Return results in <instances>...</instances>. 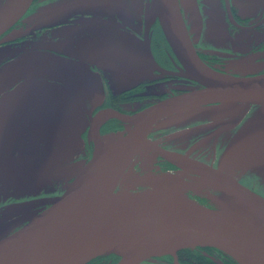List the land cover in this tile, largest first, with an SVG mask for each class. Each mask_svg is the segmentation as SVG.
Wrapping results in <instances>:
<instances>
[{"label": "water", "instance_id": "95a60500", "mask_svg": "<svg viewBox=\"0 0 264 264\" xmlns=\"http://www.w3.org/2000/svg\"><path fill=\"white\" fill-rule=\"evenodd\" d=\"M32 1H2L0 35L23 16ZM150 14L143 40L148 62L163 74L192 79L202 88L158 100L134 114L104 108L92 115V107L102 99V88L85 63L54 52L34 50L21 53L0 67V94L25 79H46L64 85L90 117L88 136L94 141L91 157L64 192L21 227L0 238V264H65L71 260L84 264L101 254L117 255L116 264H139L164 254L176 258L178 250L193 246L214 247L238 264H264V210L255 203L256 200L264 206V200L249 190L251 196L227 188L232 202L239 203L237 206L219 193L222 206L218 208L201 205L143 218H115V205L90 204L115 172L146 147L171 162L185 158L194 162L183 154L161 149L148 139V131L163 117L195 107L208 111L211 108L206 105L216 102L264 103V74L228 75L200 59L177 0H152ZM155 17L182 66L180 71L165 70L153 59L148 28ZM108 71L135 80L146 77L144 71L123 66H112ZM106 114L120 119L125 126V133L109 143L100 133Z\"/></svg>", "mask_w": 264, "mask_h": 264}, {"label": "rangeland", "instance_id": "374dc122", "mask_svg": "<svg viewBox=\"0 0 264 264\" xmlns=\"http://www.w3.org/2000/svg\"><path fill=\"white\" fill-rule=\"evenodd\" d=\"M2 1L0 0V4ZM67 1L63 0L59 3L36 1L33 3L22 19L7 31L2 37L3 39L0 38L2 39V41L0 40V67L21 53L44 49L54 50V52L56 51L55 53L65 57L70 56L68 58L81 61L88 66L90 61H100L101 63L107 61L114 64L118 62V66L129 67L146 73L150 71L149 65L144 61L145 54L142 33L136 25V14L142 12L146 0H115V2L112 0V5H117L118 18H120L118 20V32H108L109 34L104 38L101 36L103 39H100L104 40L103 42L95 39L97 41L89 43L90 46H87L85 49H82V47L79 48L77 45V47H74L72 45L73 43L67 42L66 40H71L73 36H82L81 39L88 42L86 39L89 35H85L87 30L82 31L86 27V20L84 19H86L87 14L101 12L99 10L91 11V8L89 10V3L98 4V0ZM100 1L99 3L103 5V8L109 9L113 7L110 4L111 0ZM67 3L68 8H64V5ZM71 8L72 12L70 11ZM67 11L68 18L70 17L69 21L63 20L60 17L62 13ZM70 13H74L76 16L74 17ZM83 16H85L84 19ZM59 24L62 26L52 30L43 29ZM197 26L198 24L195 23L192 28L197 29ZM155 28L153 31V43L155 46H160L162 44L161 40L162 42L164 41L163 37L161 39L163 30L161 31L158 27ZM78 37L72 38V42L75 43ZM166 41L168 42L167 39ZM3 43L7 44L2 45ZM102 43L105 44L106 50L102 48ZM168 45L170 46L169 43ZM92 72L98 77L102 88V99L100 103L105 93L101 81L102 77H104L108 84L107 88L111 95L116 93L118 95H135L136 100L131 105L137 109L155 101V95H158L157 97L161 96L159 92H149V86L145 85L129 90L133 85L126 78L108 70H92ZM196 86V84L190 82L187 85H182L181 89ZM165 88H167V85H165ZM170 88L166 93L170 94L174 91L173 87ZM99 104L92 107L91 112ZM4 105L5 109L3 112ZM0 106L2 107L0 109L1 238L22 226L34 213L57 199L64 192L78 170L86 162L85 157L88 154L86 151V141L92 142V147L90 148L93 149L94 141L86 132L90 120L87 113L77 102L73 101L66 87L61 83L46 79L22 80L11 89L1 93ZM195 108L184 109L180 112L165 116L154 127L159 126V128H170L174 130L176 127L181 126L184 120H188V116L195 113ZM262 108L264 109V107ZM3 116L5 119H3ZM22 122L23 125L21 124ZM6 123H9L12 127L20 123L21 127L25 129L23 133L15 131L14 134L8 137L10 143H15L16 141L27 144V149L24 154L21 152L18 153L17 151L13 155V149L8 144L5 145L7 141L3 137L8 133V129H4ZM119 123L121 122H118V132L109 131L102 135L106 143L112 142L117 137L119 138L123 135L124 131L120 129ZM245 151L250 157L255 156V159L245 162V165H249L248 163L251 161L253 163L247 167L253 166L261 168V166H264V140L258 147L252 145ZM237 156L236 153L234 155L235 160H237ZM215 169L235 179L229 172H223L219 168ZM147 170L148 168L146 166L145 172ZM189 179L192 180L191 178ZM261 180H264V178L257 179L255 187L250 186L245 181H236L244 186L245 189L264 200V182H261ZM218 192L227 201L231 203L235 202H232L233 199L230 195H226L221 191ZM219 193L216 195H208V192H204L202 194L208 195L203 198L206 205L201 202L199 203L211 208L221 207ZM200 251L205 256H218V252L214 250ZM219 253L228 255L223 251ZM103 255L106 254H101L94 258ZM151 258L144 259L139 264H164L158 261V259ZM104 259H99L101 260H98L99 263L106 264ZM118 260L119 257L116 255V258L108 260L111 262L108 263L116 264Z\"/></svg>", "mask_w": 264, "mask_h": 264}, {"label": "flooded vegetation", "instance_id": "af4514ba", "mask_svg": "<svg viewBox=\"0 0 264 264\" xmlns=\"http://www.w3.org/2000/svg\"><path fill=\"white\" fill-rule=\"evenodd\" d=\"M36 1H52L53 3H59L63 0H33L30 7ZM65 1L68 2L67 0ZM99 2L101 1L98 0V4L89 3V10L90 8L91 11L99 10L101 11L100 13H91L87 14L86 17L83 16V19L84 17L86 18L84 19L86 20V27L85 29H82V31L87 30L85 35H89L86 39L88 42L81 39L82 36H73L71 37V40H66L67 42L73 43L72 45L74 47L78 46L79 48L82 47V49H85L87 46H90L89 43L97 41L95 39L103 42L104 40L101 39L110 32H118V20L120 18H118L117 5L113 6V1L111 0L110 4L113 7L106 9L105 7L103 8V5ZM150 2H152V0H146L142 12L136 14V25L138 30L142 33L143 40L148 21L151 19ZM177 2L190 41L197 55L206 65L220 73L239 77L264 74V0H177ZM67 5L68 3L64 5V8H68ZM70 11L72 12V8ZM70 14H73L74 17L76 16L74 13ZM22 17L14 25H16ZM60 17L63 20H70V17L68 18V11L62 13ZM195 23L198 24L197 29L192 28ZM59 26L62 25H54L43 29L52 30ZM155 27H158L162 31L158 17L152 19L148 28L150 51L154 61L158 66L165 70L175 72L180 71L182 66L171 50V47L168 45L163 32L161 33L162 36L160 35L161 39L163 37L164 40L163 42L161 40L162 44L160 46L154 45L153 31L156 29ZM102 28L107 30H102ZM7 31L1 34L0 38H2ZM74 37H78L75 43L72 42V38ZM2 39L0 40L2 41ZM5 44L7 43H3L2 45ZM101 46L103 49H107L105 44L102 43ZM41 50L54 52V50ZM144 61L149 65L150 69V71L146 73L145 78L135 80L126 75L120 76L126 78L127 81L133 85L129 90L145 85L149 86V92H159L161 96L157 97L158 95H155V101L137 109L131 105L136 100L135 95H118V93L111 95L107 88L108 84L104 77H102L101 81L105 91L104 98L91 112L92 115L98 110L104 108H113L125 114H134L158 100L203 87V85L192 79L174 74L161 73L151 66L146 55ZM89 66L93 71H99L101 69L108 70L109 67L118 66V62L114 64L107 61L102 63L100 61H90ZM100 74L102 75L101 72ZM190 82L197 86L188 89H181L182 85H187ZM165 85H167V88H165ZM170 87H173L174 91L168 94L166 91L170 90ZM72 99L75 101L74 98ZM206 106H209L211 109L208 111H201L198 109L200 107H196L195 113L188 116V120H184L183 124L176 127L174 130H171L170 128H159V126L154 127V125L160 121L158 120L148 131V139L161 149L186 155L193 160L195 159L208 166H212L213 168H219L223 172H229L236 180L245 181L250 184V186L255 187L257 179L264 178V166H261V168L253 166L247 167L251 166L250 164L253 163L251 161L248 163L249 165H245V162L255 159V156L250 157L245 150L249 149L252 145L258 147V145L264 140V111H261L264 110L262 108L264 107V103L216 102L209 103ZM0 109H2L1 106ZM4 109L5 105L2 109L3 112ZM3 119H5L4 116ZM118 122H121L119 123L121 127L120 129H123L125 133L124 122L116 117H110L101 124V135L108 133L109 131L118 132ZM21 124L23 125V122ZM10 126L9 123H6L4 128L8 129V133L3 137V139H6L7 141H5V145L8 144V146L14 150H12L13 155L17 151L18 153L21 152L24 154L27 149V144H25V142L16 141L15 143H10L8 137L14 134L15 131L23 133L25 129L21 127L20 123L13 125L14 127ZM89 127L90 120L86 131L87 135ZM186 132L188 133L186 134ZM116 139H118V137ZM86 144V151L88 154L86 155L85 160L87 161L92 155L93 148H90L92 147V142L87 140ZM236 153L238 155L237 160L234 159ZM135 157L137 158V155ZM172 161L176 163L175 160ZM173 162L157 153L154 164L150 167V170L155 172L179 173L181 168ZM133 171L134 173L142 174L146 171V166L143 165L142 161H136L133 166ZM187 176L192 180L199 178L195 177L196 175ZM261 182H264V180H261ZM218 193V191H210L208 192V195ZM208 195L190 193V197L203 204H205L203 198ZM49 204L43 208L47 207ZM200 250H214L218 252V256H205L200 253ZM219 252L222 251L210 246H193L178 250L176 252V258L173 255L166 254L164 256H155L151 259H158V261L163 262L164 264H238L229 255H224ZM103 256L100 257L103 258ZM98 259L99 257L90 261L93 262ZM108 262L106 264H109Z\"/></svg>", "mask_w": 264, "mask_h": 264}, {"label": "bare ground", "instance_id": "6f19581e", "mask_svg": "<svg viewBox=\"0 0 264 264\" xmlns=\"http://www.w3.org/2000/svg\"><path fill=\"white\" fill-rule=\"evenodd\" d=\"M110 117L111 114H106L105 119ZM156 156L155 150L144 148L136 159L128 160L115 172L100 188L90 204L115 205L114 217L129 219L201 206L202 204L190 197V193L221 191L230 195L227 188H232L246 196H251L250 192L233 178L217 169L210 170L206 164L195 159L194 162H189L186 158L174 159L176 165L181 168L179 173L152 171L150 167L154 164ZM136 161H142L148 168L147 172L134 173L132 167ZM187 175H196L199 178L190 180ZM255 203L264 210V206L260 205L259 201L255 200ZM237 204L239 203L235 201L233 205L237 206ZM76 263L71 260L65 264Z\"/></svg>", "mask_w": 264, "mask_h": 264}, {"label": "trees", "instance_id": "16d2710c", "mask_svg": "<svg viewBox=\"0 0 264 264\" xmlns=\"http://www.w3.org/2000/svg\"><path fill=\"white\" fill-rule=\"evenodd\" d=\"M103 258H105L104 261L107 263L108 260H112V259L116 258V255H114V254H106L105 256H103ZM99 259H101V257H99ZM98 260H96L97 262L96 261H93V262L89 261V262H87L85 264H103V263H99V261H101V260H99V261Z\"/></svg>", "mask_w": 264, "mask_h": 264}]
</instances>
